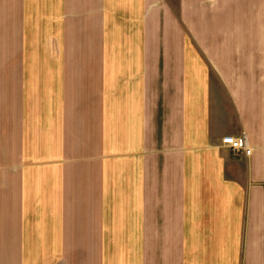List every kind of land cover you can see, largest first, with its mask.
Masks as SVG:
<instances>
[{
    "label": "crops",
    "instance_id": "1",
    "mask_svg": "<svg viewBox=\"0 0 264 264\" xmlns=\"http://www.w3.org/2000/svg\"><path fill=\"white\" fill-rule=\"evenodd\" d=\"M0 264H264V0H0Z\"/></svg>",
    "mask_w": 264,
    "mask_h": 264
},
{
    "label": "built area",
    "instance_id": "2",
    "mask_svg": "<svg viewBox=\"0 0 264 264\" xmlns=\"http://www.w3.org/2000/svg\"><path fill=\"white\" fill-rule=\"evenodd\" d=\"M222 143L237 153H243L246 156H250L252 154V148L249 145V141L245 133L236 136H226L223 138Z\"/></svg>",
    "mask_w": 264,
    "mask_h": 264
}]
</instances>
